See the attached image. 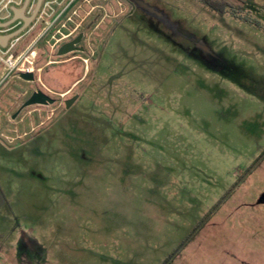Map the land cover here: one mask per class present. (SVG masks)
<instances>
[{"label":"rangeland","instance_id":"1","mask_svg":"<svg viewBox=\"0 0 264 264\" xmlns=\"http://www.w3.org/2000/svg\"><path fill=\"white\" fill-rule=\"evenodd\" d=\"M138 1L11 89L56 101L0 125V264H264V0Z\"/></svg>","mask_w":264,"mask_h":264},{"label":"built area","instance_id":"2","mask_svg":"<svg viewBox=\"0 0 264 264\" xmlns=\"http://www.w3.org/2000/svg\"><path fill=\"white\" fill-rule=\"evenodd\" d=\"M37 1L0 0V37H8L5 45L0 46V97L18 82H24L18 78V74H32L34 82L24 83H39L42 86L38 77L41 71L37 68L38 57L43 56L49 60L56 56L60 46L79 34L82 35L84 51L78 54L81 57L77 59L84 65L85 72L94 56L90 40L99 23L92 26V20L99 12L103 14L101 22L107 17L103 7L94 3L96 0H41L28 26L15 34L21 28L22 21L13 20L12 10L23 8L24 16L30 17ZM34 29L39 30L35 41L15 53L18 43ZM52 63L47 62L48 65ZM7 117L10 119L9 115Z\"/></svg>","mask_w":264,"mask_h":264},{"label":"water","instance_id":"3","mask_svg":"<svg viewBox=\"0 0 264 264\" xmlns=\"http://www.w3.org/2000/svg\"><path fill=\"white\" fill-rule=\"evenodd\" d=\"M41 0H38L34 9L33 14L30 17H26L24 16V11L23 8L20 9H13V20H21L22 21V26L21 28L15 33L18 34L20 32H22L30 23L32 17L34 16V14L36 13L39 3ZM139 9L143 10L144 12L159 18L161 20L162 16L155 11L154 9L148 7L147 5H145L143 2H140L138 0H131ZM14 34V35H15ZM8 37H0V46H4L6 41H7ZM81 39H82V35L79 34L76 38H74L72 41L63 44L62 46H60L56 52V57L60 58V57H64L67 56L69 54L72 53H82L83 52V48L79 47V45L81 44ZM18 78L24 82L27 83H33L34 82V78L32 74H18ZM78 98L77 95L73 96L72 98H70L69 100H66L64 102V106L66 109H68ZM54 104V100L52 98H50L49 96H47L45 93H43L42 91H40L39 89L34 90L29 96L28 98L21 103V105L19 106V108L14 112V114L11 116V119L14 120L16 119L19 114L30 107H49L52 106Z\"/></svg>","mask_w":264,"mask_h":264},{"label":"crops","instance_id":"4","mask_svg":"<svg viewBox=\"0 0 264 264\" xmlns=\"http://www.w3.org/2000/svg\"><path fill=\"white\" fill-rule=\"evenodd\" d=\"M78 82V81H77ZM23 85H29L24 82H18L16 86H23ZM11 90L7 91L4 96H1L0 99V125L3 127L6 134H16L18 128L16 127L17 123L22 120L27 113L24 114L23 111L19 114V116L12 120L11 116L14 114V112L18 109L16 105L17 99L14 97V94H11ZM10 116V119L7 116ZM17 119H19L17 121Z\"/></svg>","mask_w":264,"mask_h":264},{"label":"trees","instance_id":"5","mask_svg":"<svg viewBox=\"0 0 264 264\" xmlns=\"http://www.w3.org/2000/svg\"><path fill=\"white\" fill-rule=\"evenodd\" d=\"M204 4L207 5L212 10H219L220 8H229V4L225 0H203ZM219 2L220 8H217V3ZM216 3V4H214ZM222 13V12H220Z\"/></svg>","mask_w":264,"mask_h":264},{"label":"flooded vegetation","instance_id":"6","mask_svg":"<svg viewBox=\"0 0 264 264\" xmlns=\"http://www.w3.org/2000/svg\"><path fill=\"white\" fill-rule=\"evenodd\" d=\"M125 3H126V5H127V7H128V11H130V10H133L134 9V7H137L131 0H123ZM127 11V12H128ZM152 16V15H151ZM79 47H82V45L80 44L79 45ZM83 48V47H82ZM83 51H84V49H83ZM83 53V52H82ZM75 54H81V53H75ZM48 92H49V90H47ZM46 94V93H45ZM47 96H49L48 94H46ZM55 96H59V95H55ZM50 97V96H49ZM51 98V97H50ZM53 100H54V104H55V99L54 98H52ZM65 102V101H64ZM64 102H63V107L65 108V106H64ZM53 104V105H54ZM49 107H51V106H49ZM43 108H48V107H43Z\"/></svg>","mask_w":264,"mask_h":264}]
</instances>
